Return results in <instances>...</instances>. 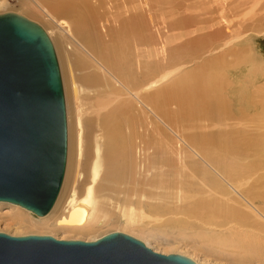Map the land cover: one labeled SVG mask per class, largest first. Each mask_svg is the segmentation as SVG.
I'll return each instance as SVG.
<instances>
[{
    "label": "bare ground",
    "instance_id": "bare-ground-1",
    "mask_svg": "<svg viewBox=\"0 0 264 264\" xmlns=\"http://www.w3.org/2000/svg\"><path fill=\"white\" fill-rule=\"evenodd\" d=\"M18 1L25 12L45 20L49 28L44 30L53 44L57 39L64 44L63 81L67 109L69 105L73 109V157L68 183L45 216L31 217V211L10 203L12 207L32 214L29 220L34 223L52 221L55 228L86 229L93 226L89 225L93 219L94 223L106 216L110 194L130 185L134 194L145 192L165 203L169 212L163 214L174 218L176 225L196 235L208 234L212 242L233 249L246 248L252 258L264 262L262 86L251 80L254 90L247 104L242 98L248 86L241 76L234 78L239 84L235 87L219 75L215 62L223 57L217 56L239 35L229 33L233 39L228 40L215 33L198 45L181 43L184 25L198 28L196 22L207 21L219 30L227 22L225 12L235 10L236 15L259 0H207L206 4L191 0L188 11H183L182 0ZM184 13L191 18L186 20ZM153 62L160 64L158 77L144 80L140 72L150 73ZM80 71H85L82 76ZM222 93L235 103L233 114ZM242 103L245 107H238ZM149 114L174 137L166 135L151 144L145 138ZM214 124L224 129H204ZM151 170L156 174L141 185L137 175ZM126 215L131 222L132 215ZM15 225L26 223L19 219Z\"/></svg>",
    "mask_w": 264,
    "mask_h": 264
},
{
    "label": "water",
    "instance_id": "water-1",
    "mask_svg": "<svg viewBox=\"0 0 264 264\" xmlns=\"http://www.w3.org/2000/svg\"><path fill=\"white\" fill-rule=\"evenodd\" d=\"M67 124L54 46L44 28L0 13V201L46 215L66 163ZM0 264H195L124 232L95 240L0 232Z\"/></svg>",
    "mask_w": 264,
    "mask_h": 264
},
{
    "label": "rangeland",
    "instance_id": "rangeland-1",
    "mask_svg": "<svg viewBox=\"0 0 264 264\" xmlns=\"http://www.w3.org/2000/svg\"><path fill=\"white\" fill-rule=\"evenodd\" d=\"M2 1L3 0H0V13H4V12L20 13L22 15H26L31 20L37 22L41 26L43 25L42 26L43 28L44 27L49 28L48 27L49 25L48 26L46 25L45 20H43L42 17L36 14L30 13V12H25L20 7V3L18 0H5L6 2L4 5H3L4 2L2 3ZM182 1L184 2V3L182 2L183 8H184V9L182 8L183 11L184 10L188 11L189 7H186V6H189V4H193V3H191V0H187V1L182 0ZM199 1L204 4L207 3V0H194L193 2L199 3ZM209 1H212V0H209ZM254 1L255 0H253L252 2ZM248 4H247L248 5L247 9H245L246 6L243 9L240 8L238 13H236V15H235V12L237 11L235 10H234L235 12L232 10H230L231 12L230 11L227 12L228 14H230V16H228L227 13L225 12L228 23L227 22L223 23L224 25H222V27L219 29L220 31L216 30V27L207 24L206 23L207 21L203 19H202V22L205 21V25L202 24L203 27L201 28L203 30L199 28L200 26H202L200 24L201 21L196 22L198 25L195 24V26L200 25L198 28L194 27V25L191 24V27L189 25H186L187 27L184 25L181 30L183 33L181 43H183L182 45L184 47H187L190 45L193 46L195 44L198 45L200 44V42L202 43L205 40L207 41L213 38V34L215 33L218 34L217 36H220L223 39L228 38V40L233 39L234 36L236 37L237 35H239V37L237 39H234L233 42L230 41L229 45L226 46V48L223 47L224 49H227L228 52L226 51L222 55H219L221 53L219 52L217 57L219 58L220 56H222L223 58L216 59L218 61H216L215 63L219 66L218 68L220 70H218V72L220 71L219 72L220 77H225L227 80L224 83L231 82L229 86L233 85L236 87L239 84L238 83L234 84L233 81L235 77L237 78L239 76H241V80H243L245 84L247 83V86H248L247 92L244 94L243 96L244 98H242V102L245 101L247 104L250 103V98L252 97V96L250 97V93L254 90L252 88L253 85L262 86L261 89L263 90L262 92L264 94V0L263 1L259 0L258 3H256V6L254 5L255 7L250 6L251 5L250 2ZM190 8L194 10V7H190ZM216 8L211 7V9H216ZM201 9H203V7ZM180 11L182 10L180 9ZM232 13H234V15ZM184 14L186 15V17H188L186 20L191 18L189 17L190 15H188L187 13H184ZM200 16L203 17L202 14H200ZM134 19L132 16L131 20L133 22H135L136 20ZM136 22L138 21L136 20ZM229 29H230V32H229ZM210 30H212V32L213 30L216 32L212 33ZM113 31L115 30H112L111 33ZM137 32L141 34L140 29L139 31L137 30ZM229 33L230 34L233 33L235 35L231 34L233 36L232 37L231 35H229ZM142 36L144 37L143 34ZM55 42H56V45L53 44V42L52 44L53 46L55 45L54 50L56 53L58 66L60 70V76L62 80L65 109H66V124H67L66 163H65V170H64L62 184H61V187L58 193V196H59L61 190L63 189V186L66 187L68 183V179H69L68 176L70 174L69 167H71L70 163L73 157V145H72L73 138H71V135H72L71 127L73 124V117H72L73 109H71V105H69L67 109V105H66L67 88L65 87L64 81H63V73L66 70L65 68L66 64L64 63L65 61L64 58L66 57L65 55L66 53L64 52V49H65L64 44H62L58 39L55 40ZM151 42H154V40ZM156 62H157V59H156ZM158 63H161V62L158 61L157 64ZM159 65H156L153 62V64L150 65L151 66L150 73H148L149 71L146 72L145 70H144L145 72L141 71L140 73L142 77L145 78L144 80L148 81L150 79L158 77L157 74L160 68ZM190 68L191 67H189V69ZM194 68H196V66ZM225 70L229 71L232 74V76L226 75ZM84 72L80 71L79 74L82 76ZM221 74L222 75L224 74V75L222 76ZM110 76L111 74L109 73V77ZM106 77L109 80L113 78L112 76H111L112 78H109L108 75ZM178 77L180 78L181 76L177 75L176 78ZM252 79L255 80L253 82V85L249 84ZM112 81L116 82L114 81V78ZM256 81H258L257 84H255ZM117 82L115 83L116 84L115 87L120 85V84L117 85ZM82 84L86 85L85 83H82ZM113 84L111 85V87L113 86ZM166 84L167 83L164 82L163 84H161L160 87L164 89ZM109 85H107L108 90H110L109 88H111L109 87ZM263 94H261L262 98H264ZM222 96L223 97L225 96L224 98H226L225 94H223ZM262 101L264 103V99H262ZM228 102H230V100L229 101L227 100V103ZM168 103L170 105L171 101L168 100ZM230 103L228 105L229 106L228 110L229 112H232L233 114L235 110V103L233 101H231ZM242 106L245 107L243 103L242 105L238 104V107L243 108ZM67 110H68V114H67ZM135 114H137V112ZM68 119H69V123H68ZM148 120H149L148 129L145 132L146 134L145 138L149 139V142H151V144L154 145V144L159 143L158 141L160 139L162 140V137H165L166 135L168 136V138L169 137L171 138L172 135L174 137V133L172 131L170 132L169 129L164 127V125L161 123V121L158 118L154 117L153 115H150L148 117ZM197 120L199 122V125H203V123H201V120L199 119ZM219 126H220L219 124H216V126L214 124V127L210 126L204 129L208 130L209 128H212L211 130L218 131L223 128L222 125L220 127ZM169 151L170 150H168V156L174 162L175 156L173 157L172 153L171 155H169ZM149 152L150 153L152 152V148L149 150ZM156 172L157 171L151 170L149 171L147 175H142L143 173L137 175V177L141 181V185L144 183L145 179L152 178V175L156 174ZM153 178L156 179V176ZM128 187H130V185L129 186L124 185V187L123 185H121L119 186L121 190L118 189L117 192H112L110 194L111 198L109 197V202L107 205L108 207H106L107 208L106 216H103L101 219L97 220L94 223H93L94 221L93 219L91 222H89V225L92 224L93 226L91 228H86V229L67 230V229H60L57 227L55 228L52 224L53 223L52 221H48L45 223L43 222L34 223L29 220L30 218L29 216H31L32 214L29 215L25 211L23 212L22 210L18 208L12 207V204L10 203L0 201V232H5L7 234L14 235V236H21V235H28V234H40V235L47 234V235L54 236L55 238H58V239H80V240L88 241V240H95L96 238H99L100 236H103L109 232L119 231V232H124L130 236H133L134 238L138 240H141L146 246L150 247L155 252H159L162 254H180V255L190 258L193 262H195V264H264L262 260H259L258 262L259 258H252L253 254L248 253L246 248L239 249V250L236 248L233 249L230 247V245H227L224 243L219 244L217 243V241L212 242L213 237H211L208 234L196 235L194 232H192V230H189L188 228L184 226H182L183 227L182 228L179 225H176L174 218L171 219L168 216L163 214V213L169 212V208L166 206L165 203L161 204L159 203L160 201L158 200H152L151 199L152 196L145 192H143L142 194H134L132 192L133 190H130V188ZM142 195H144V197H142ZM127 212L132 215L131 222H128L126 220L127 219L126 214H128ZM12 217L15 218L16 221L19 219H23L26 225L17 227L15 225L16 221L13 222ZM31 217L37 218L35 214L32 215ZM38 217L40 218V216ZM170 221L171 222L174 221V222L171 223ZM250 259L252 260L251 262L249 261Z\"/></svg>",
    "mask_w": 264,
    "mask_h": 264
}]
</instances>
